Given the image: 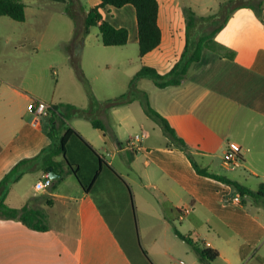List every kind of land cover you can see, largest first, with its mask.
I'll return each mask as SVG.
<instances>
[{
  "label": "crops",
  "instance_id": "1",
  "mask_svg": "<svg viewBox=\"0 0 264 264\" xmlns=\"http://www.w3.org/2000/svg\"><path fill=\"white\" fill-rule=\"evenodd\" d=\"M21 1L26 5L24 22L0 17V181L21 161L48 148L51 137L60 138L72 128L83 139L71 136L65 156L79 167L80 179L89 190L68 172L67 162L65 175L59 173L61 178L54 180L59 182L40 190L37 183L46 173L28 164L30 172L7 187L6 203L42 211L49 229L36 231L20 221L0 219V264H202L178 233L218 251L212 264H264V198L258 202V213L249 212L248 197L240 203L233 201L239 193L224 182L199 174L185 153L170 147L139 100L107 108L103 103L111 99L101 100L92 93L88 104L78 107L64 101L55 87L42 93L28 83L43 81L50 71L57 75V82L69 75L70 55L56 49V59L54 54L46 56L45 48L65 47L76 31L82 34L87 14L100 1ZM174 2L158 0L161 43L139 56L131 79L143 66L166 75L184 52L188 35L184 8L175 18L173 9L170 11ZM259 2V15L241 7L228 12V21L215 43L207 45L180 86L161 89L147 77L137 83L138 89L148 94L151 106L186 141L201 170L237 181L252 191L264 183V2ZM100 12L114 27L128 29V43L121 47L138 45L134 7L106 6ZM65 18L72 26L69 22L61 33L52 22ZM197 30L192 29L191 39ZM98 32V27L90 29L80 58V74L90 83V76L101 79L110 66L100 56L101 47H105L102 41L97 40L94 52L84 57L91 47V35ZM55 63L60 67L55 69ZM33 100L55 109L35 123L28 111ZM92 120L101 122L104 131L94 128ZM142 131L148 136L130 146L129 141ZM230 142L243 148V163L234 171L222 163ZM99 149L111 160L102 157ZM55 160L65 161L64 156ZM26 177L32 181L20 192L17 187ZM184 209L188 213L181 217ZM135 215L146 251L134 241Z\"/></svg>",
  "mask_w": 264,
  "mask_h": 264
},
{
  "label": "trees",
  "instance_id": "2",
  "mask_svg": "<svg viewBox=\"0 0 264 264\" xmlns=\"http://www.w3.org/2000/svg\"><path fill=\"white\" fill-rule=\"evenodd\" d=\"M98 6L94 7L87 14L85 21V30L81 34L79 31L75 32L74 39L69 44L65 45V51L70 55V64L76 70L80 71L81 53L76 51L75 45L83 47L85 37L89 34L90 29L98 27L101 35L102 44L105 47H120L125 46L129 40V31L126 28H116L111 23L103 19L100 12L101 9L106 6H112L115 8H122L130 5L134 7L136 11L137 30H138V47L140 58L146 54L152 52L161 43L162 31L158 24L159 16V3L158 0H99ZM256 0H232L229 4H234L231 9L251 8L258 15L260 14L259 1ZM72 19L75 17L70 10L67 12ZM231 14V12H230ZM9 17L16 22H24L26 19V5L21 0H0V17ZM218 14L199 17L191 9H186V26H187V43L184 52L180 59L175 63L173 68L166 75H161L155 68L149 66H143L142 69L134 75L129 84L128 91L120 97L108 100L103 103L107 108L119 107L131 101L139 100L146 116H148L153 122H155L161 129L164 135L170 141L172 148L178 149L186 154L192 165L197 172L201 175H205L221 182H224L232 186L241 196V198H251L258 203L264 198V183L260 185L257 191H252L237 181H232L224 176H218L210 174L204 170H201L192 158L190 148L186 141L178 136L176 131L171 127L166 118L158 113L150 104L148 94L145 91L138 89L137 83L141 78H150L158 88H167L172 86H180L186 79L191 66L199 62L208 44H214L216 35L221 31L228 21L229 14L218 24L209 30L207 28L201 30V33H196L195 37L191 39V31L193 28H198L200 22H208L212 24L216 21ZM55 109L51 107V109ZM50 109V110H51ZM49 110V111H50ZM52 111V110H51ZM55 121L51 117V122ZM94 128L104 131V127L101 122L92 120ZM71 136H77L81 140L83 139L74 129L68 128L67 132L60 138H52V144L42 150V152L31 159L23 160L17 164L13 170L0 181V219L1 220H17L24 224L26 227L36 231H47L49 227L45 223V217L42 211L29 207L28 205L22 208H13L6 203V197L9 189L7 187L20 181L23 176L30 172L26 166L28 164L35 165L37 169L42 170L44 173L54 171L57 174L65 175L63 170L65 161H56V157L64 156L66 154V144ZM84 141V140H83ZM85 142V141H84ZM85 144L92 150L91 146L85 142ZM100 158V157H99ZM100 162H105L100 158ZM113 172L114 170L108 166ZM68 172L74 174L80 181L86 191L89 190L83 181L80 179L79 167L75 164L68 163ZM62 176V177H63ZM56 184L59 181H54ZM53 187V184L52 186ZM242 204H244L242 200ZM178 233V232H177ZM178 236L183 239L196 254L199 261L202 264H212L214 260L219 257L218 251L203 247L194 242L192 239L185 237L178 233ZM146 256V253H144ZM147 257V256H146ZM148 258V257H147ZM149 260V259H148ZM150 261V260H149ZM152 264V262L150 261Z\"/></svg>",
  "mask_w": 264,
  "mask_h": 264
},
{
  "label": "rangeland",
  "instance_id": "3",
  "mask_svg": "<svg viewBox=\"0 0 264 264\" xmlns=\"http://www.w3.org/2000/svg\"><path fill=\"white\" fill-rule=\"evenodd\" d=\"M232 0H175L174 2V8H170V11L173 9L174 17L177 18L178 14L180 13L181 8L183 7V15L186 22V9H191L194 13L201 14L199 17H208L212 15L218 14V17L216 21L212 24H209L208 22H200L201 25H199V29L196 33H201V30H207L213 28L215 25L218 24L225 17L228 15V12L231 11V8L234 4H229ZM237 1V0H236ZM260 1V0H256ZM255 1V3H256ZM264 2V0H262ZM177 15V17H176ZM198 16V15H197ZM54 20L52 23V26L55 29H58L59 32H63L66 30V26L70 22V26H72V22L65 18V21L57 22ZM101 41V35L98 32L97 34H92L90 37L91 41V47L89 46L86 50L84 57H87L88 55L92 54L94 51L92 50V46L96 45V42ZM94 48V47H93ZM56 49L60 52V54H63V50L65 52V47L57 45L55 46H49L48 48H45L46 56L52 57L54 54V57L57 59L56 55ZM76 51L81 53L82 55V47L79 45H75ZM102 52L100 53V56H102L106 61L109 63V68L104 70L103 77L101 79H95L94 76H90L91 83L87 82L81 74L80 71H76L75 69H69L70 72L69 75L64 74L63 78L59 82H57V75H54L50 71V75H47L48 77L45 78L43 81H28V83L36 90L46 93L53 87L57 88L58 94L65 99L64 101H67V103H74L78 107H82V105H87L89 102V97L92 96L94 93L95 97H99L101 100L106 99H113L116 97H120L121 95L125 94L128 91L129 83L131 80V74L132 67H136L139 65L140 58H139V48L138 45L135 43H129L127 47H101ZM52 51V53H49ZM86 55V56H85ZM114 56V62H112ZM81 58V56H80ZM57 62V60L55 61ZM48 64V63H47ZM46 65V64H45ZM84 66L87 67V63L84 64ZM55 69L59 68V64L55 63ZM111 85V86H110ZM93 91V92H92ZM88 126L90 130H93L91 125L89 123H84ZM94 131V130H93ZM96 132V131H94ZM97 134V133H96ZM99 141L101 142V137H97ZM100 155L107 159L108 161L111 160L110 157H108L104 150L99 149L98 150ZM71 155V154H69ZM32 181V177H26L19 185H18V191L23 192L26 189H28L29 184ZM246 206L249 210V212L252 213H258L260 204L256 203L255 200L248 198L246 202ZM262 215V213L260 212ZM177 226H179V222L176 223ZM132 233L134 237V241L137 243L138 247L144 249V242L140 237L139 233V226H138V218L136 215L134 216L133 222H132Z\"/></svg>",
  "mask_w": 264,
  "mask_h": 264
},
{
  "label": "built area",
  "instance_id": "4",
  "mask_svg": "<svg viewBox=\"0 0 264 264\" xmlns=\"http://www.w3.org/2000/svg\"><path fill=\"white\" fill-rule=\"evenodd\" d=\"M50 105L46 102L40 100H33L29 106L28 111L33 115L34 122L39 123L44 117L49 115ZM148 136L147 132L142 131L141 133L136 134L130 141V146H134L141 142L144 138ZM243 148L240 144L236 142L228 143L226 152L223 156V166L227 170L234 171L238 169L243 163ZM53 184V180L48 177L46 174L44 176V180L37 183V188L42 190L46 188H51ZM241 196L238 194L233 201L240 203ZM188 210L184 209L180 212V216L182 217L184 214H187Z\"/></svg>",
  "mask_w": 264,
  "mask_h": 264
},
{
  "label": "water",
  "instance_id": "5",
  "mask_svg": "<svg viewBox=\"0 0 264 264\" xmlns=\"http://www.w3.org/2000/svg\"><path fill=\"white\" fill-rule=\"evenodd\" d=\"M65 162H67V164L69 163L68 159L66 158V156L64 157ZM48 177L52 180H58L61 178V176L59 174H57L54 171H50L49 173H47Z\"/></svg>",
  "mask_w": 264,
  "mask_h": 264
},
{
  "label": "clouds",
  "instance_id": "6",
  "mask_svg": "<svg viewBox=\"0 0 264 264\" xmlns=\"http://www.w3.org/2000/svg\"><path fill=\"white\" fill-rule=\"evenodd\" d=\"M246 11H248V12H249V14H251V10H246Z\"/></svg>",
  "mask_w": 264,
  "mask_h": 264
}]
</instances>
